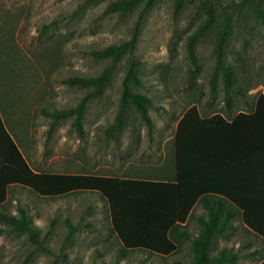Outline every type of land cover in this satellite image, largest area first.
<instances>
[{"label": "rangeland", "instance_id": "obj_1", "mask_svg": "<svg viewBox=\"0 0 264 264\" xmlns=\"http://www.w3.org/2000/svg\"><path fill=\"white\" fill-rule=\"evenodd\" d=\"M112 1L0 0V111L34 168L152 177L171 169L173 136L187 109L195 105L210 116L227 115L230 108L236 114L264 91V24L254 17L248 0H209L233 15L226 64L243 96L234 89L227 92L220 75L211 89L217 25L197 44V59L190 58L187 38L205 18L200 8L205 0H184L178 13L177 0H158L140 28L132 55L141 61V85L132 88L151 98L152 127L132 108L128 127L117 138L106 134L120 110L130 58L126 55L104 94L87 102L84 137L74 125L75 116L52 128V117L45 111L76 107L90 90L66 80L97 76L109 63L96 60L91 51L132 37L136 14L105 13ZM249 89L253 92L246 95ZM20 207H26L38 226L39 243L29 233L0 222V264H186L193 259L187 240L168 256L123 249L110 228L105 202L92 192L46 198L11 186L0 209L17 215ZM200 215L207 213L199 204L186 224L193 237L200 230ZM67 219L78 226L70 241ZM235 225L233 232L219 238L211 254L227 247L239 256L234 264H260L263 240L240 219Z\"/></svg>", "mask_w": 264, "mask_h": 264}, {"label": "trees", "instance_id": "obj_2", "mask_svg": "<svg viewBox=\"0 0 264 264\" xmlns=\"http://www.w3.org/2000/svg\"><path fill=\"white\" fill-rule=\"evenodd\" d=\"M157 1L114 0L106 7L107 14H136L132 37L91 51L96 60H109V63L97 76H73L66 80L70 85L90 90L76 107L45 111L52 117V128L58 121L75 116L74 125L84 137L83 119L87 102L104 94L116 66L126 55L130 58L120 110L106 134L117 138L128 127L132 108L141 121L152 127L149 115L151 98L132 88L141 85L138 77L141 61L132 55L140 28ZM247 2L254 17L264 24L262 0ZM175 4L178 13L184 0H177ZM200 8L205 18L188 35L190 58L192 61L197 59V44L217 25L216 65L211 89L216 88L217 76L220 75L227 92L234 89L243 96V90L235 88V76L226 64L233 15L209 0H205ZM245 103L247 111L233 114L229 108L227 115L214 113L204 116L195 105L187 109L180 117L173 136L171 169L152 177L35 171L4 124L0 112V208L14 185L46 198L78 191L92 192L105 202L110 228L123 249L168 256L178 249L181 241L187 240L192 245L193 259L186 264H234L239 256L231 249L221 247L216 254L211 252L220 237L236 229L237 219L264 242V91L259 92L253 102ZM199 204L207 215L198 217L200 230L193 237L186 224ZM0 222L16 231L29 233L32 240L39 243V228L32 222L26 207H20L17 215L0 209ZM66 224L69 228L66 241H70L78 226L70 219ZM260 264H264V258Z\"/></svg>", "mask_w": 264, "mask_h": 264}, {"label": "crops", "instance_id": "obj_3", "mask_svg": "<svg viewBox=\"0 0 264 264\" xmlns=\"http://www.w3.org/2000/svg\"><path fill=\"white\" fill-rule=\"evenodd\" d=\"M248 93H245L246 95H248V94H251L253 91L251 90V89H249L248 91H247ZM240 95V94H239ZM247 106V105H246ZM198 107V106H197ZM199 108V107H198ZM248 108V107H247ZM228 110H230V109H228L227 108V111ZM248 110V109H247ZM247 110H243V109H239V110H237V112L236 113H238L239 111H247ZM1 112V111H0ZM231 112H232V110H231ZM223 114V113H222ZM224 115V114H223ZM1 116H2V118H3V121H4V124L6 125V122H5V119H4V116H3V114L1 113ZM12 134V133H11ZM13 135V134H12ZM15 138V137H14ZM16 140V139H15ZM18 143V142H17ZM19 145V144H18ZM19 148L21 149V147H20V145H19ZM22 151V150H21ZM23 152V151H22ZM30 164V163H29ZM31 165V164H30ZM31 167L33 168V170H35V171H41L39 168H34L32 165H31ZM127 176H132V177H140V176H134V175H131V174H128ZM145 177H147V176H145Z\"/></svg>", "mask_w": 264, "mask_h": 264}]
</instances>
